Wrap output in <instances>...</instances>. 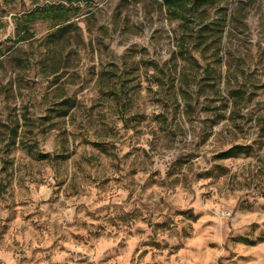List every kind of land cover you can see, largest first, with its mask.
<instances>
[{
	"label": "rangeland",
	"instance_id": "rangeland-1",
	"mask_svg": "<svg viewBox=\"0 0 264 264\" xmlns=\"http://www.w3.org/2000/svg\"><path fill=\"white\" fill-rule=\"evenodd\" d=\"M35 6L0 0V264H264V0L209 5L198 62L161 0L54 42Z\"/></svg>",
	"mask_w": 264,
	"mask_h": 264
},
{
	"label": "trees",
	"instance_id": "trees-1",
	"mask_svg": "<svg viewBox=\"0 0 264 264\" xmlns=\"http://www.w3.org/2000/svg\"><path fill=\"white\" fill-rule=\"evenodd\" d=\"M83 1L86 0H57L53 3L51 1L46 2L41 6V0H33L34 5L36 6L28 14L27 18L30 21H33L37 16H44V19L57 22L54 26L56 27L55 30L50 34V38L52 39V42L58 39L62 40L67 38V36L73 31L76 23H74L72 19L81 9ZM161 1L172 19L182 22V27L184 28L182 41L183 43H188L186 52L182 53V56L195 62H198V60L194 54L198 53L201 55L206 50L213 51L214 56H217V48L212 47L211 41L207 38L208 34H214L215 39L213 40L217 41V38L222 34L224 27V23L222 22H207L209 19L207 7L209 5H214L216 0ZM235 96L236 95L233 97ZM64 114H66V111ZM248 153L249 148L246 146H233L222 152L220 157L226 159ZM40 156L43 158L50 157V155L46 153H40ZM259 240L264 241V236L260 237Z\"/></svg>",
	"mask_w": 264,
	"mask_h": 264
}]
</instances>
